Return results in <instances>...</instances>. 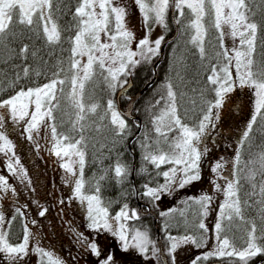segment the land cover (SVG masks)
<instances>
[{"label":"rangeland","instance_id":"374dc122","mask_svg":"<svg viewBox=\"0 0 264 264\" xmlns=\"http://www.w3.org/2000/svg\"><path fill=\"white\" fill-rule=\"evenodd\" d=\"M201 1L174 2L183 35H189L199 52L206 34ZM49 2L0 0V32L9 21V11L15 10L28 21L40 18L46 35L55 38L57 29L49 14ZM209 6L225 46L222 56L226 75L218 81L212 78L216 80L217 104L195 126L182 124L172 105L156 122L159 130L179 127L181 135L175 143L176 157L173 161L167 158L171 165L162 173L164 182L150 194L164 221L180 214V204L189 201L195 217L190 223L196 224L190 233H168L165 248L161 240L169 264H204L209 257L244 256L258 249L250 234L244 247L231 245L222 236L221 224V220L234 221L238 209L230 166L232 151L264 101V80L255 82L250 74L254 30L243 16L241 0H210ZM168 8V0H78L75 12L79 23L73 44L76 69L70 85L57 94L52 81L19 91L0 104V261L39 264L40 258L30 249L32 245L48 254L50 264H59L60 260L64 264H161L156 237L125 224L127 217L136 216L135 210L109 214L99 195L85 190L78 142L61 137L57 148L51 141L45 149L41 136L52 131L50 108L56 96L57 105L63 108L58 109L59 113L78 111L75 105L81 101L88 80H105L112 92L117 80L126 81L122 77L130 76L140 60L154 58L163 40ZM125 81H121V87ZM108 113L116 125L125 123L110 105ZM223 131L235 141L230 145L227 141L226 148L221 139ZM37 143L39 146L34 147ZM158 161L166 162V156L161 155ZM215 172L218 178L213 176ZM65 193L96 223L94 229L78 227L79 238L85 242V247L77 243L82 251L74 248L72 252L56 228L54 210L66 207L55 205L62 202L58 198ZM14 210L24 212L28 232L19 244L10 245L5 237L6 219L1 216H9Z\"/></svg>","mask_w":264,"mask_h":264},{"label":"trees","instance_id":"16d2710c","mask_svg":"<svg viewBox=\"0 0 264 264\" xmlns=\"http://www.w3.org/2000/svg\"><path fill=\"white\" fill-rule=\"evenodd\" d=\"M77 2L50 0L48 9L57 29L55 38L46 35L40 18L28 21L17 11H9V21L0 32V104L19 91L41 87L52 81L56 83L57 94L71 83L76 69L73 44L79 23L75 12ZM170 2L168 0L163 40L173 32ZM209 2L201 1L205 8L206 34L200 52L196 50L194 42L189 40V35H183L174 9L177 35L165 45L163 57L155 67V80L135 100L132 108L135 119L122 117L125 123L116 125L110 119L108 105L117 110L118 105L122 107L130 95L139 92L150 81L158 53L151 61L142 59L135 65L129 76L131 85L125 94L118 96V102L116 92L121 87V81L125 80H117L112 92L106 87L105 80H88L81 101L75 105L78 111L70 114L64 115L63 111L59 113L58 109L63 108L57 105L59 96H56L50 108L52 131L41 136L44 145H47L45 149L51 141L56 142L57 148L61 137L66 138L67 142L77 141L83 154L81 177L85 190L97 193L109 214L135 210V217L126 218V226L139 228L154 239L153 217L150 214H139L137 196L142 210H150L156 215L159 237L164 248L168 233H190L196 224L190 223L195 217L189 201L180 204V214L164 221L150 194V190L160 187L164 182L162 173L171 165L167 158L173 161L176 157L175 143L181 135L179 127L159 130L156 122L163 110L172 105L182 124L195 126L217 104L216 80L212 78L218 81L226 75V60L222 56L225 46L221 42L222 37L216 28ZM241 10L254 30L250 74L255 82H261L264 80V0H241ZM244 120L243 117L239 125L241 130ZM229 136L228 132L223 131L221 139H224L225 148L228 143H235L233 136L231 141ZM33 146L38 147L39 144ZM161 155L166 156V162L158 161ZM232 158L230 166L238 209L234 221L229 223L221 220L224 228L222 236L231 245L241 248L246 245L244 241L250 234L258 249L244 256L229 254L209 257L204 264L213 260H220L222 264H264V101L250 126L238 139ZM215 173L213 176L218 178ZM223 186L224 182L221 183ZM58 200L62 202L55 207L65 206L67 209L63 207L54 210L57 215L56 228L72 252L74 248L82 251L83 248L78 245L85 247V242L79 238L78 227L94 229L96 223L87 217L81 204L66 193ZM1 217L6 219L7 242L10 245L19 244L28 232L24 212L14 210L9 216ZM30 249L40 258L39 264H50L47 261L48 254L42 248L31 245ZM58 262L64 264L62 260ZM0 264L6 263L1 260Z\"/></svg>","mask_w":264,"mask_h":264},{"label":"water","instance_id":"95a60500","mask_svg":"<svg viewBox=\"0 0 264 264\" xmlns=\"http://www.w3.org/2000/svg\"><path fill=\"white\" fill-rule=\"evenodd\" d=\"M174 2H175V0H171V2H170V10H169L170 20H171L172 25H173V32H172V34L170 36H168L167 38H165L161 42V44H160V46L158 48V56H157V59L155 60L153 66H152L153 71H154L152 78L150 79V81L145 86H143V88L139 92H137L136 94L132 95L129 98V100L127 101V103L124 105L123 108H119L118 109L120 115H122L126 119H129V120L135 119V116L132 114L133 104H134L135 100L138 98V96L141 94V92L147 88L148 84L152 83L155 80V77H156L155 67H156L157 63H159L161 61L162 57H163L165 45L168 42L172 41L177 35L178 28H177V25H176V22H175V18H174ZM130 85H131V80L128 79L126 81V84L123 85L121 88H119L117 90V92H116V100H118V96L120 94H124L129 89ZM138 124L140 125V123H138ZM132 169H133V166H132ZM136 204H137L138 212H139L140 215L150 214L153 217V225H154L155 234H156L155 242H156V246H157L158 259H159L161 264H169L167 256H166V254H165V252L163 250L161 239L159 237V230H158L157 223H156V220H155L156 215L150 210L143 211L142 208H141V201L137 198V196H136ZM208 264H222V263L219 262V261H212V262H210Z\"/></svg>","mask_w":264,"mask_h":264},{"label":"flooded vegetation","instance_id":"af4514ba","mask_svg":"<svg viewBox=\"0 0 264 264\" xmlns=\"http://www.w3.org/2000/svg\"><path fill=\"white\" fill-rule=\"evenodd\" d=\"M128 79H130L131 80V78L128 76L127 78H126V80H128ZM125 94V93H124ZM121 95H123V94H121ZM131 97V95L129 96V98ZM117 102H118V100H116ZM125 105V104H124ZM124 105L122 106V107H120L119 105L117 106V110L119 109V108H123L124 107Z\"/></svg>","mask_w":264,"mask_h":264}]
</instances>
